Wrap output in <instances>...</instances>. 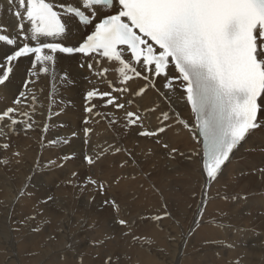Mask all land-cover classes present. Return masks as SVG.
<instances>
[{"label": "bare ground", "instance_id": "bare-ground-1", "mask_svg": "<svg viewBox=\"0 0 264 264\" xmlns=\"http://www.w3.org/2000/svg\"><path fill=\"white\" fill-rule=\"evenodd\" d=\"M0 27L18 33L16 25L4 20ZM9 51L0 43V54ZM69 60L70 74L64 79L55 69L29 77L30 57L20 59L11 83L0 87V110L13 105L24 90L23 80L34 81L28 95L35 93L37 98L35 112L30 100L20 106L35 121L31 129L21 123L10 131L8 121H0L4 133L0 145H10L0 148V161L8 160L0 163V264H51L54 260L57 264H103L107 257L113 264H264V127L253 130L230 154L217 178L204 186L200 162L186 159L190 150L200 146L199 137L192 138L195 133L174 119L156 138L139 135L138 125L125 127V111H136L139 105L144 126L154 130L159 113L144 112L154 103H161L170 116L178 112L194 123L180 91L164 89L162 81H157L174 112L169 101L149 88L142 97L123 94L120 103L125 109L106 105L103 99L92 100L96 107L89 115L84 111L87 91L93 87L111 91L109 80L113 87L121 86L111 70L115 65L102 79L80 66L84 58L79 54L68 57L65 65ZM128 83L134 92L144 81ZM124 97L134 103L127 104ZM15 118L25 119L19 113ZM85 127L92 129L87 137ZM156 139L178 153L169 156ZM117 147L120 152L115 151ZM17 152L19 156L14 155ZM85 154L95 163H84ZM89 177L104 182L106 190L86 184ZM49 196L54 199L48 201ZM111 199L119 205V213L105 203ZM33 214L34 221L20 223ZM157 215L162 219H151ZM121 218L129 222L130 234L129 227L117 222ZM42 220L51 223L42 224ZM61 220L65 222L60 224ZM38 225L40 230L33 232ZM52 235L55 238L48 239ZM94 241L103 243L94 245Z\"/></svg>", "mask_w": 264, "mask_h": 264}, {"label": "snow or ice", "instance_id": "snow-or-ice-1", "mask_svg": "<svg viewBox=\"0 0 264 264\" xmlns=\"http://www.w3.org/2000/svg\"><path fill=\"white\" fill-rule=\"evenodd\" d=\"M12 2L16 5L17 30L23 40L18 41L16 33L7 34V30L0 27V43L11 46L9 52L0 54V87L6 88L11 83L23 57H30L31 67L26 69L29 77L48 74L50 69L54 73L58 53L68 56L79 54L84 58L80 66H86L102 79L107 76L110 66L115 65L111 70L117 73L121 86L113 87V82L109 80L107 84L111 91H100L95 87L87 91L84 111L89 115L96 107L91 103L96 97L103 99L106 105L125 109V104L120 103L123 94L142 97L149 88L169 101V108L174 112L168 94L156 85L159 80L164 89L179 87L181 98L195 117L194 123L182 119L178 112L172 117L161 107V103H154L151 108L144 109L145 113H159V124L154 130L144 126L139 105H136V111H125V127L138 125L141 128L139 135L156 138L170 127L169 122L174 119L189 132L195 133L193 139L202 138V147L198 144L190 150L186 159L191 161L195 158L200 162L201 178L204 180L206 177L204 186L217 178L230 154L253 130L264 127V0ZM69 21H77L83 26L84 32L79 40L66 39ZM105 62L109 66H104ZM134 79H140L144 84L130 92L128 82ZM22 82L24 90L19 91L13 105L0 110V121L7 120L10 131L21 123L26 130L31 129L35 123L27 111H20V106L30 100L35 112L36 95H28V86L34 81L28 79ZM124 98L127 104L134 103L132 99ZM17 113L25 119L17 120ZM48 127L45 124L44 131ZM83 131L87 137L92 129L85 127ZM0 134H4L3 129H0ZM48 143L55 144L57 141ZM156 143L168 150L169 156L174 157L179 151L174 147L169 149V145L161 139H156ZM9 146L4 143L0 148L6 150ZM115 151L120 152L121 149L117 147ZM14 155L19 156L20 153ZM179 155L185 157L184 152H179ZM84 159L89 165L95 163L87 154ZM0 163L7 164L8 160ZM85 183L95 185L100 191L106 190L104 182L91 177ZM20 194L23 195V190ZM53 199L48 197V201ZM105 203L111 204L119 213L120 207L115 199L105 200ZM167 215L165 212L164 216ZM35 219L36 214H33L20 223ZM151 219L158 221L162 217L157 215ZM64 222L61 220L59 223ZM117 222L129 227L130 234L128 221L121 218ZM41 223L51 221L42 220ZM31 230L38 232L40 227L38 225ZM58 230L63 231L62 228ZM54 238V235L48 237ZM133 239L138 238L133 236ZM93 243L100 245L103 241ZM67 246L71 247V244ZM103 264H113L112 258L107 257Z\"/></svg>", "mask_w": 264, "mask_h": 264}, {"label": "rangeland", "instance_id": "rangeland-1", "mask_svg": "<svg viewBox=\"0 0 264 264\" xmlns=\"http://www.w3.org/2000/svg\"><path fill=\"white\" fill-rule=\"evenodd\" d=\"M73 85V84H72ZM61 125V124H60ZM84 163H87V161L84 159ZM51 264H57V262L54 260L51 262Z\"/></svg>", "mask_w": 264, "mask_h": 264}]
</instances>
